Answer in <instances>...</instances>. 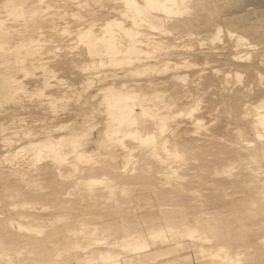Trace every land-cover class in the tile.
Returning <instances> with one entry per match:
<instances>
[{"label":"bare ground","instance_id":"bare-ground-1","mask_svg":"<svg viewBox=\"0 0 264 264\" xmlns=\"http://www.w3.org/2000/svg\"><path fill=\"white\" fill-rule=\"evenodd\" d=\"M38 1L0 0V14L5 9L18 21L7 24L0 15V154L5 146L9 151L0 157L2 226L17 228L19 234L42 233L46 212L54 223L64 218L72 231L80 229L86 238L110 246L87 255L84 264H118L119 253L111 250L118 247L130 252L123 264H166L172 255L188 264H264V225L249 241L219 239L213 229L203 228L209 213L203 202L198 203L201 215L189 212L184 202V217L168 218L167 228L150 227L149 234L126 229L115 236L120 229L110 232L108 227L100 235L97 226L92 234L85 232L94 222L88 198L97 206L117 208V190L162 192L171 185L170 196L188 191L199 202L208 185L219 183L227 192L233 180L236 188L250 192V203L241 211L254 212L255 223L261 220L264 0H65L68 6L84 2L112 9L101 28L90 21L76 30L77 43L64 45L63 53L50 52V42L55 34L72 33L70 25L59 27L54 17L41 14ZM117 1L122 4L113 8ZM75 54L85 55L86 62ZM119 67L132 81L107 85L91 102L87 90L94 79H118ZM90 69L98 70L97 76ZM62 70L70 80H63ZM78 74L84 82L76 81ZM53 81L67 85L51 95L47 89L54 88ZM59 110L83 114L78 119L86 128L100 126L97 138L85 128L68 137L53 132L49 119ZM24 124L29 128L9 130ZM92 139L96 147L88 150L83 145ZM74 201L83 208L72 221ZM177 206L171 199L157 205L170 211ZM242 223L239 218L237 224ZM55 234L52 229L50 235ZM3 235L0 264H21L17 256L26 244L7 243ZM170 241L175 246L169 250L150 248ZM74 247L82 248L78 241Z\"/></svg>","mask_w":264,"mask_h":264},{"label":"rangeland","instance_id":"rangeland-1","mask_svg":"<svg viewBox=\"0 0 264 264\" xmlns=\"http://www.w3.org/2000/svg\"><path fill=\"white\" fill-rule=\"evenodd\" d=\"M39 4V10L41 14L46 13L47 16L54 17L55 20L59 23V27H63L65 25H70V30L72 33H64L63 35L55 34L54 41L50 42V47H53L51 51L58 50L61 53L65 51L64 45L66 44H76V30L83 28L87 23L92 21L94 27L99 29L102 27V23H104L110 16L109 10L105 7L95 6L93 3L86 5L84 2L80 4H73L68 6L65 0H40L37 2ZM120 1L113 3V8L115 6L121 5ZM97 10V12L93 13L91 10ZM64 12H68L71 14H64ZM112 13H116L115 10H112ZM74 14H80L81 19H77ZM3 17L4 22L7 24L17 23L14 17L7 15V12L4 11L0 14ZM19 20H21L19 18ZM46 55V54H45ZM76 60H82V63L86 62L85 55L77 56L73 55ZM110 69V68H108ZM120 72L118 79L113 77H108L105 80L95 78L92 86L87 90V93L90 94V101L96 102L104 93V89L107 85L118 84L116 81H132L133 76L129 75L125 70L121 67L117 68ZM91 71V72H90ZM90 75L97 76L98 70L90 69ZM61 72V73H60ZM62 78L64 81H68L70 79L64 70L60 71ZM82 72V71H81ZM86 72V71H85ZM67 76V77H66ZM67 79V80H66ZM80 81L81 83L85 81L84 78H81V74L76 75V81ZM77 83L78 86H80ZM67 83L60 84L56 81L52 82L51 87L53 89H47L51 95L58 90L63 89ZM145 91L151 92L153 87L146 85L144 87ZM173 91L171 89L167 90L166 93L170 95ZM78 116V117H77ZM83 114L76 115L70 114L68 112H64L59 110L57 112L52 113L50 117V128L53 132L57 134H67L68 137L70 132L75 131V129L80 128L79 131L83 132V128H85L84 133H88L90 136L92 135L94 139L97 138L98 132L100 130V126L94 129L86 128L85 125H82L78 118H82ZM2 115H0V121H2ZM203 121H207L204 119ZM29 124H24L22 126H16L9 130H26L29 128ZM82 138V137H81ZM68 141V140H67ZM1 143V141H0ZM83 146L89 148L96 147L95 140H89ZM6 148V146H5ZM3 150V155L0 154V157L3 158L4 155L9 154V151ZM100 172H97V174ZM90 174H94V172H90ZM15 179H11V183ZM239 181V179H238ZM237 180L232 181V187L225 192L224 188L218 183L215 187L213 185H208L207 188L202 192L201 200L196 202L192 200L191 194L188 191H179L178 193L171 195L169 191H173L172 186L163 187L162 192H158V189H149L146 193L142 192H132L131 194H124L120 190H117L120 206L115 208L109 206L107 208L97 206L94 204V200L92 198H88L85 202L88 210L92 211L94 215L90 218L91 223L89 228L85 230L86 233L92 234V230L94 227H98L99 231L97 234L102 235L106 233L105 228L112 227L109 231H115V229H120L115 236H122L126 233V229L129 230H141L145 234H149L150 227H159V228H167L166 220L168 218L180 219L184 217L183 207L180 206L182 203L188 205L189 212H197L198 215H201L200 205L198 203H204L205 210L209 212L207 215L206 222L207 224L203 226V228H211L216 233L219 239H223L227 242H233L237 237H244L247 240H252L259 231L260 225H264V212L260 213L261 220L258 223H255L256 217L254 212L245 211L242 212L243 206H248L250 203V192L249 190H243L241 188H236ZM241 191H245L247 196H241ZM229 194V195H226ZM135 195H140L139 199ZM169 199L174 203H179V207L174 208V210L170 211L169 209H160L157 207L158 203H165ZM79 200V199H75ZM139 200V201H138ZM184 204V205H185ZM71 207H74L69 213L70 219L74 221L79 214L81 213V209L83 205L79 202H72ZM57 214H63V212H58ZM44 217V230L42 233L26 232L27 230H23V233L19 234L17 228H9L3 227L0 221V234H7V236L3 235L4 240L7 243L15 244L18 246L25 245L27 249L24 250L20 256H17V260L21 264H84V260L87 255L91 253H95L96 255L100 250L109 249L110 246L107 245H99L95 241L86 238L85 233L80 232L78 229L77 232L72 231V227L70 224L64 222V218H60L58 223H54L52 221L53 216L49 215L46 212ZM239 218H243V223L241 225L237 224V220ZM149 222H146V220ZM101 220H105V223H101ZM41 225V223H35V225ZM172 224V223H171ZM6 226V225H5ZM77 228H80L79 225H76ZM178 229L184 230V226L179 227ZM54 229L56 232L55 235H50V231ZM180 239V238H178ZM183 241H185L188 245L191 242L189 237L183 236L181 237ZM151 241V239H149ZM76 241L82 246V248L78 249L74 247ZM174 241H170L168 243H156L150 244V248L152 250H169L175 246ZM173 245V246H171ZM191 246L187 248V252L191 253ZM113 252L119 253L118 257L120 261L116 262L118 264H123V259L130 252L123 250V248L118 247L116 249L111 248ZM64 251V254L60 255V252ZM260 253V252H259ZM130 255V254H129ZM28 256V257H27ZM193 257V256H192ZM264 258V255H262ZM135 259V258H134ZM187 259L178 256L172 255L165 259L163 262L166 264H188Z\"/></svg>","mask_w":264,"mask_h":264}]
</instances>
